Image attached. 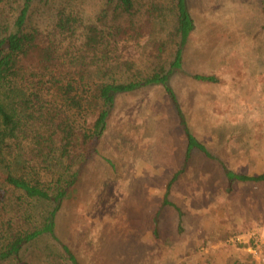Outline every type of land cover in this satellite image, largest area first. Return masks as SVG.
<instances>
[{"label": "rangeland", "instance_id": "rangeland-1", "mask_svg": "<svg viewBox=\"0 0 264 264\" xmlns=\"http://www.w3.org/2000/svg\"><path fill=\"white\" fill-rule=\"evenodd\" d=\"M185 1L194 28L171 85L190 132L215 159L195 151L184 167L185 138L161 87L118 96L95 151L73 163L78 180L56 213L55 235L79 264H264V183L228 189L220 164L239 175L264 172V0ZM174 2L136 0L147 35L128 52L144 74L156 58L171 59L173 43L159 53L155 42L171 40ZM104 6L34 3L27 28L46 42L56 14H71L79 43ZM154 8L163 20L148 14ZM177 172L167 196L174 207L162 206ZM35 245L53 252L49 240Z\"/></svg>", "mask_w": 264, "mask_h": 264}, {"label": "trees", "instance_id": "trees-1", "mask_svg": "<svg viewBox=\"0 0 264 264\" xmlns=\"http://www.w3.org/2000/svg\"><path fill=\"white\" fill-rule=\"evenodd\" d=\"M47 1L0 0V264H79L55 235L56 213L78 180L73 163L95 151L122 94L161 87L185 138L184 167L195 151L215 159L190 132L171 85L183 70L194 28L185 0H174L169 9L171 40L155 42L159 53L173 43L170 61L156 58L145 74L128 52L131 41L147 35L136 24V0H105L79 43L73 37L81 24L71 14H56L46 42L38 29L27 28L33 4ZM154 12L165 18L157 8L148 11L151 18ZM114 71L124 78L116 79ZM193 78L216 83L213 77ZM220 164L228 189L235 182L264 183V172L239 175ZM179 174L168 182L162 206L174 207L167 196ZM40 240L51 241L53 252L39 250Z\"/></svg>", "mask_w": 264, "mask_h": 264}]
</instances>
